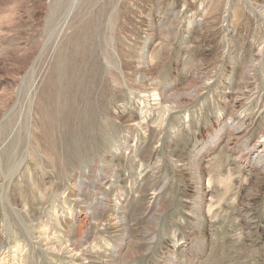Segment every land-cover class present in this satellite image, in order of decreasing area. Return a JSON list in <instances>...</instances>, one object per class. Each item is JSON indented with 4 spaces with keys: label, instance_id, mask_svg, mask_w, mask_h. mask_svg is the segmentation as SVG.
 Segmentation results:
<instances>
[{
    "label": "rangeland",
    "instance_id": "374dc122",
    "mask_svg": "<svg viewBox=\"0 0 264 264\" xmlns=\"http://www.w3.org/2000/svg\"><path fill=\"white\" fill-rule=\"evenodd\" d=\"M264 264V0H0V264Z\"/></svg>",
    "mask_w": 264,
    "mask_h": 264
},
{
    "label": "bare ground",
    "instance_id": "6f19581e",
    "mask_svg": "<svg viewBox=\"0 0 264 264\" xmlns=\"http://www.w3.org/2000/svg\"><path fill=\"white\" fill-rule=\"evenodd\" d=\"M3 264V263H2Z\"/></svg>",
    "mask_w": 264,
    "mask_h": 264
}]
</instances>
